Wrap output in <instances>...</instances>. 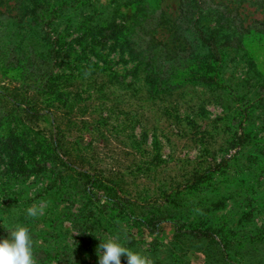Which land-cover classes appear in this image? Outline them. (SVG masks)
I'll use <instances>...</instances> for the list:
<instances>
[{
  "label": "rangeland",
  "instance_id": "374dc122",
  "mask_svg": "<svg viewBox=\"0 0 264 264\" xmlns=\"http://www.w3.org/2000/svg\"><path fill=\"white\" fill-rule=\"evenodd\" d=\"M128 1L77 0L69 16L52 18L68 52L42 67L54 75L68 74L75 64L79 70L69 84L60 83L68 113L47 107L55 94L40 95L46 103L29 123L55 135L62 150L87 148L84 162L70 163L92 165L113 191L93 190L88 202L82 189L69 190L65 171L56 179L48 173L14 181L1 175L0 202L9 200L14 213L44 206V214L32 219L36 264H98L100 239H117L152 264H264V0L186 6L188 14L194 11L192 20L202 10L197 25L214 31L223 51L225 69L217 70L219 80L208 81L198 79L215 76L209 67L204 72L207 63L190 74L164 54L191 26L181 15L182 0H144L147 16L131 18L104 47L71 45L79 25L89 31L121 24L132 9ZM12 4H0V45L10 37L5 9ZM214 10L227 13L215 18ZM183 36L188 52L206 53L190 32ZM154 55L149 67L163 64L165 72L158 85L147 78L146 62ZM27 71H33L29 64ZM10 74L0 71V87L13 88ZM30 84L24 88L33 96ZM110 198L122 199L118 210L102 207ZM3 208L0 203V226ZM50 249L61 255L47 258Z\"/></svg>",
  "mask_w": 264,
  "mask_h": 264
},
{
  "label": "trees",
  "instance_id": "16d2710c",
  "mask_svg": "<svg viewBox=\"0 0 264 264\" xmlns=\"http://www.w3.org/2000/svg\"><path fill=\"white\" fill-rule=\"evenodd\" d=\"M8 1L11 0H0V4ZM143 2L144 0L125 2L126 5H131L132 9L126 12L121 24L112 22L97 28L90 27L89 31L79 25L78 37L70 42L71 45L77 44L83 50L88 47L89 43L104 47L108 40L115 39L117 35L122 34L126 29V23L131 18H138L137 14L139 13L140 16H147ZM190 2L193 3L195 8H202L206 4L205 0L181 1V15L188 16V24L191 26H187L183 30L179 28L182 32L176 33L181 35L182 38L176 40L173 47L164 50V54L167 58H176L180 65L189 69L188 73L190 74L195 73L197 67L202 69V66L207 63L203 68L204 72L209 67L210 70H214L215 76L203 73L198 79L202 81L213 80V78L214 80L218 79L216 77L217 70L222 71L225 69V61L221 56L223 51L220 48V43H218L219 40L214 38L215 32L208 30L203 25L200 27L197 25L203 18L202 10L195 13L194 17L196 18L194 20H192L194 11L187 13L190 8L186 6ZM76 3L77 0H14V4L7 6L5 9L7 15L5 27L7 28V35L10 37L8 42L0 45V71L4 75L11 73L8 76L9 84L12 85L14 82L16 84L12 85L13 88L10 89L5 86L0 87V176H6L7 180L14 181L26 179L30 175L37 177V175L48 173L56 179L62 174V171H65L70 173L69 181L72 179L71 184L68 186L69 190L74 191L75 187L82 189L83 194H80V196L86 195L88 202H91L93 190H102L109 193L113 189L110 187V181H107L102 173L97 174L95 170H91L92 165H88V168L79 169L70 163L74 159V161L79 159V161L84 162L88 156L87 148H81L82 151H77L75 154L69 149L62 150L61 144L55 135L35 128L32 122V125L29 124L31 117L38 114L37 109H40L41 105L46 103L38 100L40 95L55 94V98L51 99L47 107H54L55 110H59L61 106L66 107L64 109L68 113L69 109L63 101L66 91L61 89L60 83L62 85L69 84L71 78H74L75 69L79 70V67L75 64L73 70L69 69L68 74L62 72L54 75L50 70H44L42 66L46 61L50 62L56 59L62 52H68L66 47L68 43L64 42L61 33L56 32L57 27H54L55 24L52 23V18L59 19L61 15L69 16ZM214 12L215 18L225 16L227 13L215 10ZM1 14L4 15L2 12ZM163 18L165 20L164 16ZM232 21L234 22V20ZM71 22L70 24H72ZM227 24L230 25V17ZM2 27L3 22H0V31ZM69 28L71 27L66 26V29ZM234 29L236 34L237 26H234ZM187 31L191 33L194 40L200 43L199 48H207L205 54L199 55L197 52L187 51L188 45L185 43L186 39L183 36V32ZM208 32L211 33L206 34ZM228 37L229 34L226 38ZM149 42L151 43V40ZM63 47H65V51H63ZM178 49H181L182 52L176 54ZM2 50H9V52L3 53ZM81 53V55H84L85 51ZM160 53H162V50H160ZM63 57L65 59V54ZM40 61V66H38L37 64ZM64 61L67 62L68 60L65 59ZM140 61H143V58ZM153 61H157L155 55L146 62V67L148 66L147 78L150 80V84L158 85V83L165 81L164 76H162L165 75V72L162 71L164 66L160 64L155 66L153 70L149 67ZM28 64L31 65L32 72L27 71ZM69 64H71L70 60ZM45 77L46 80H44ZM38 80L40 84L37 85ZM27 83H31L29 87L34 93L33 96L25 91L24 87ZM26 88L28 89V86ZM63 88L68 87L64 86ZM42 109L46 110L48 108L42 107ZM49 186H54V181ZM69 194L72 195L73 192H69ZM112 201L113 198H110L108 203L102 207L107 210H118V202H122V199L117 198L116 201ZM0 203L5 206L1 211L7 212L5 221L0 226V240L6 239L10 234V230L15 229L17 225L27 227L32 240H35L37 237L33 235V218L26 213H14L13 210H8L9 200L3 199ZM51 232L54 234V230H51ZM36 249L38 248L36 247ZM45 252L47 258L52 257V254L61 255L60 252L51 249L45 250Z\"/></svg>",
  "mask_w": 264,
  "mask_h": 264
},
{
  "label": "clouds",
  "instance_id": "9594fccd",
  "mask_svg": "<svg viewBox=\"0 0 264 264\" xmlns=\"http://www.w3.org/2000/svg\"><path fill=\"white\" fill-rule=\"evenodd\" d=\"M44 211L43 205L30 206L26 210L32 218L43 215ZM100 240L102 242L97 246L98 264H121L122 256L127 257V264H152L150 258L124 247L117 239ZM33 245L29 229L17 225L10 230L9 238L0 241V264H36Z\"/></svg>",
  "mask_w": 264,
  "mask_h": 264
}]
</instances>
